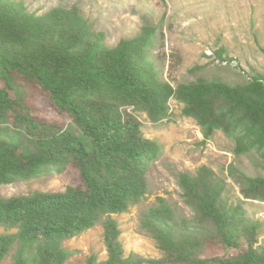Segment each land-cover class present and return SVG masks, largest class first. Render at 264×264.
Segmentation results:
<instances>
[{"label":"trees","instance_id":"16d2710c","mask_svg":"<svg viewBox=\"0 0 264 264\" xmlns=\"http://www.w3.org/2000/svg\"><path fill=\"white\" fill-rule=\"evenodd\" d=\"M155 32L146 26L109 48L75 6L38 16L21 1L0 0V79L9 90L15 76L35 84L73 128L39 120L0 89V125L11 119L18 138L0 134V186L61 174L68 166L81 182L62 193L0 198V226L6 231L0 234V263L17 245L14 264H65L76 252L63 243L103 221L107 259L97 263L90 257L85 264H264V247L257 245L261 224L245 220L240 206L226 204L223 186L206 167L194 177L178 175L191 219L176 220L162 198L141 218V228L164 257H124L112 216L145 196L147 168L159 151L142 137L128 109L158 123L168 117L172 99L200 128L203 142L220 132L234 143L235 156L257 153L264 172V76L243 86L197 79L174 88L159 80L147 59ZM235 181L244 199L264 203V178L240 175ZM207 244L238 252L203 258Z\"/></svg>","mask_w":264,"mask_h":264},{"label":"rangeland","instance_id":"374dc122","mask_svg":"<svg viewBox=\"0 0 264 264\" xmlns=\"http://www.w3.org/2000/svg\"><path fill=\"white\" fill-rule=\"evenodd\" d=\"M13 1L23 2L29 13L38 16L56 8L75 6L93 32L103 33L104 43L109 48L121 40L138 36L146 26L154 27L155 40L147 59L155 67L159 80L174 88L197 79L243 86L257 75L264 76V0ZM220 51L222 55L218 57ZM12 84L14 90H9L0 79V89H6L12 100L20 99L34 117L64 128L70 126L69 118L60 113L35 84H27L18 76L13 78ZM168 105V117L158 123L128 109L139 121L142 137L155 142L159 151L147 168L145 196L130 205L125 213L112 216L120 230L124 257L130 254L147 260L164 257L156 242L141 228V218L157 208L156 200L162 198L176 220L191 219L193 213L181 197L178 175L185 173L194 177L201 167L211 170L215 181L223 186L222 197L227 205L240 206L245 220L261 224L257 245L264 247V203L244 199L235 181L240 175L264 178L258 154L235 156L234 143L220 132L203 142L196 123L181 115L182 105L172 99ZM10 123L11 119L0 125V134L2 139L16 142L18 138L12 134ZM80 184L77 170L68 166L61 174L50 172L0 186V198L27 196L32 192L62 193ZM102 222L63 243L66 249L76 252L65 264H85L90 257L97 263L107 259ZM5 232L0 226V234ZM16 246L0 264H14ZM237 252L220 244H207L202 257L227 258Z\"/></svg>","mask_w":264,"mask_h":264}]
</instances>
